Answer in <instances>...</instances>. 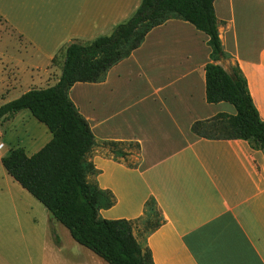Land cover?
<instances>
[{
    "label": "crops",
    "instance_id": "crops-1",
    "mask_svg": "<svg viewBox=\"0 0 264 264\" xmlns=\"http://www.w3.org/2000/svg\"><path fill=\"white\" fill-rule=\"evenodd\" d=\"M141 1L0 0V19L10 31L0 51L2 89L16 98L53 85L69 43L109 34ZM213 6L226 53L217 63L239 66L264 120V0H214ZM207 41L189 21L168 19L103 80L70 87V99L98 142L86 155L97 169L88 180L114 196L99 210L105 219H137L148 199L156 201L163 221L146 238L153 264H264V151L244 139L191 130L195 121L235 112L229 102L206 99ZM27 118L20 110L0 123V227L6 218L21 226L19 196L28 198L1 158L18 146L27 154L29 147L30 155L51 138L48 133L35 146ZM7 131L18 133L14 146L2 139ZM109 141L125 154L115 157Z\"/></svg>",
    "mask_w": 264,
    "mask_h": 264
},
{
    "label": "trees",
    "instance_id": "trees-1",
    "mask_svg": "<svg viewBox=\"0 0 264 264\" xmlns=\"http://www.w3.org/2000/svg\"><path fill=\"white\" fill-rule=\"evenodd\" d=\"M213 2L142 0L135 12L109 34L86 43H69L62 52L60 76L53 85L31 88L0 105V123L27 109L51 133L49 141L30 155L20 146L10 149L1 158L7 173L44 205L50 220L56 219L78 244L109 264H153L146 238L163 219L153 199L145 202L143 214L137 219L100 216L99 210L110 207L114 196L88 180V175H95L97 169L86 155L98 142L69 97L74 83L103 80L110 67L129 56L153 27L171 18L189 21L207 35L211 50V61L205 65L207 101H226L235 109L233 114L220 112L210 119L195 121L192 132L206 138L244 139L264 151V120L254 105L244 74L237 64L224 68L217 63L226 53ZM105 143L115 157L125 154L118 143Z\"/></svg>",
    "mask_w": 264,
    "mask_h": 264
},
{
    "label": "rangeland",
    "instance_id": "rangeland-1",
    "mask_svg": "<svg viewBox=\"0 0 264 264\" xmlns=\"http://www.w3.org/2000/svg\"><path fill=\"white\" fill-rule=\"evenodd\" d=\"M10 31L0 19V51L5 49L3 35ZM17 39V36H14ZM4 60L0 54V103L15 98L16 92L2 89ZM228 65H234L232 61ZM28 113L27 127L35 146L44 144L47 127ZM7 119H4V122ZM1 122V123H2ZM1 125H6L3 123ZM18 133L7 131L3 136L6 144L14 146ZM28 154L31 149L27 147ZM2 152V151H0ZM134 155H136L135 151ZM93 176V175H91ZM93 181V180H91ZM26 199L19 196L20 227L14 226L13 219L6 218V224L0 227V264H109L90 249L78 244L68 229L55 219H46L47 210L42 203L29 192ZM2 221V220H1ZM4 221V220H3ZM56 237L59 242H56Z\"/></svg>",
    "mask_w": 264,
    "mask_h": 264
},
{
    "label": "built area",
    "instance_id": "built-area-1",
    "mask_svg": "<svg viewBox=\"0 0 264 264\" xmlns=\"http://www.w3.org/2000/svg\"><path fill=\"white\" fill-rule=\"evenodd\" d=\"M2 147V143L0 142V148Z\"/></svg>",
    "mask_w": 264,
    "mask_h": 264
}]
</instances>
